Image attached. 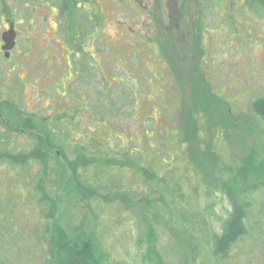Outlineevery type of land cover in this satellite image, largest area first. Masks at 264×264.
Masks as SVG:
<instances>
[{
  "label": "rangeland",
  "instance_id": "1",
  "mask_svg": "<svg viewBox=\"0 0 264 264\" xmlns=\"http://www.w3.org/2000/svg\"><path fill=\"white\" fill-rule=\"evenodd\" d=\"M28 1L46 10L42 13L50 20L41 27L39 43H21L11 62L0 56V88L19 89L20 108H40L41 99L51 98L58 119L72 124L74 132L67 135L73 145L64 147L58 161L66 167L72 191L46 198L38 185L17 190L13 176L1 171L6 164L0 165V193L14 204L0 215V227L10 222L16 233L15 241L6 235L1 242L0 264H43L48 243L42 238L55 224L72 234L94 220L93 232L105 233L106 245L122 247L136 233L130 216L138 223L149 211L161 213L168 244L176 234L168 227L166 205L154 202L159 187L152 197L145 196V167L163 176L168 186L175 174L187 187L197 186L203 197L215 178H224L245 153L264 143V122L254 108L264 98V0H227L226 5L223 0ZM219 14L228 15L229 23L221 25ZM8 91L0 89V96L16 101L17 94ZM26 109L27 117L33 116ZM12 110L10 119L19 117L18 124L23 123V111ZM80 153L86 160L97 159L98 153L116 157L126 166L106 171L84 165L76 173L73 164ZM106 173L120 176L131 189L113 194L118 203L107 206L98 227L93 208L98 188L88 186L104 184ZM153 179L156 184L161 180ZM215 198L214 212L224 216L228 202L220 194ZM118 221L126 227L114 234L110 224ZM247 243L241 240L235 251ZM260 246L252 260L241 255L235 264H264Z\"/></svg>",
  "mask_w": 264,
  "mask_h": 264
},
{
  "label": "trees",
  "instance_id": "2",
  "mask_svg": "<svg viewBox=\"0 0 264 264\" xmlns=\"http://www.w3.org/2000/svg\"><path fill=\"white\" fill-rule=\"evenodd\" d=\"M254 108L264 122V98L256 100ZM63 141L59 140V144ZM8 146L9 136L5 137L0 132V163L8 162L16 168L17 173H9V175L13 176L17 190L24 189L23 184L27 187L38 185L40 192L45 193L48 198L60 190L72 189L66 167L58 165L61 159L56 162L57 173L50 174L42 170L41 173H31L29 170L39 159L28 155L26 151L12 152ZM85 156L84 153H80L78 159L74 161L73 171L76 173L77 168L84 165L102 166L106 171L115 166H126L116 157H102L100 153L96 155L97 159L90 156V160H86ZM120 158L125 160L124 157ZM41 160L46 164L44 166H49L47 160L44 158ZM130 165L133 166V163L131 162ZM22 167H25V170H21ZM83 175L84 171L79 172L81 179ZM175 176L174 174L169 180L173 184L168 186V181L163 176L150 171L147 167L142 172V181L148 187L145 196L152 197L155 189L159 187L160 198L154 199V202H163L167 207L165 213L170 214L168 227L176 236H168V244L163 240L165 232L161 229L159 222L161 213L154 214L150 211L147 212L150 215L138 223L132 215L130 216L132 222L136 223V233L132 241L127 242V245L123 243L122 247L106 245L103 239L106 234L98 229L93 232L94 220L83 223L82 232H72V234L65 231L59 224H55L53 229L42 238L48 243V248L44 249L43 264H228V260L235 264L236 259L241 255L245 256L246 260H252V251L260 248V244H264V143L252 147L245 153L239 163L225 173L224 178H215L203 197H201L202 191L197 186L191 189ZM153 177L161 178L159 185L151 181L154 180ZM103 180L106 181L104 184L87 185L90 188H98L94 190L98 196L93 207L97 208L98 227L104 224L100 216L102 213L107 215V206L112 207L113 204L118 203L117 194L114 196L113 194L123 187L131 189L116 174L106 173ZM90 194L93 193L90 191ZM217 194L226 199L229 206L226 214L224 213L225 215L221 217L216 216L214 212V205L218 204L215 198ZM4 200L7 199L1 193L0 215L3 212L7 215V210H11L8 205L14 206L12 202L7 201L6 210L3 211ZM12 201L17 204L13 197ZM106 223L109 224L108 221ZM4 225L6 227H0L2 229L0 246L1 242L6 240L4 239L6 235L11 237L9 239L16 240L15 228L12 224L8 222ZM125 225V222L119 221L110 224L114 234L116 231L124 230ZM241 240L248 243L241 246L237 253L235 247ZM131 248L134 252L130 251Z\"/></svg>",
  "mask_w": 264,
  "mask_h": 264
},
{
  "label": "flooded vegetation",
  "instance_id": "3",
  "mask_svg": "<svg viewBox=\"0 0 264 264\" xmlns=\"http://www.w3.org/2000/svg\"><path fill=\"white\" fill-rule=\"evenodd\" d=\"M25 2L29 5L28 9L21 7ZM223 3L226 5L227 0H223ZM31 4L28 0H0V56L7 63L11 62L15 54L20 52L21 43H39L38 37L42 31L41 27L45 26V24L48 26L50 15L42 13L46 11L44 9L31 7ZM224 15L226 16V14ZM225 16L222 17L219 14V21H223L222 23L220 22L221 25L229 23L228 15L227 17ZM57 18L56 16L52 18L56 26L58 23ZM36 25L40 26V28H34L37 27ZM28 27H31L33 31L29 32ZM49 27L51 28V26ZM15 68L14 66L8 72L13 71ZM0 89L16 93L18 97L15 101L10 95L0 96V105H3L0 109L2 111V114H0V132L5 137L9 136L8 149L12 152L26 151L28 155H33L34 158L39 159L37 163H33L29 171L34 167L36 173H41V170L50 174L57 173L56 162L58 159H62L63 146L69 148L73 145V140H69L70 136L67 135L70 131L74 132L72 124H68L64 118L58 119V112L56 113L57 105L51 98L47 100L41 99L40 108L26 109V106L20 108L19 99L21 93L19 89L15 87L10 89H3L1 87ZM25 90L26 88L24 87ZM45 101L47 102L43 104ZM11 108L13 112L15 109L17 111L20 110L19 112L23 111L21 112V116L24 119L22 120L23 123L18 124L19 117L11 116L10 119V114L7 112ZM24 108L33 116L27 117V114L23 110ZM62 109L64 108L62 107ZM44 116H47L49 119L45 120ZM12 120L14 121L12 122ZM59 140L64 141L59 144ZM42 158L48 161L49 166H44L46 164L42 162ZM1 164H6L7 166V168H3L1 171L7 170L11 174L17 173L16 168L12 167L10 163ZM20 169L25 170V167Z\"/></svg>",
  "mask_w": 264,
  "mask_h": 264
}]
</instances>
